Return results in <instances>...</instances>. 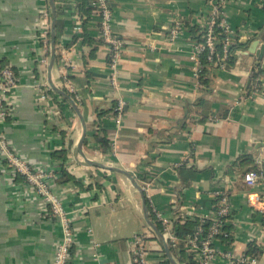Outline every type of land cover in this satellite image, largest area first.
I'll return each instance as SVG.
<instances>
[{
    "label": "crops",
    "instance_id": "obj_1",
    "mask_svg": "<svg viewBox=\"0 0 264 264\" xmlns=\"http://www.w3.org/2000/svg\"><path fill=\"white\" fill-rule=\"evenodd\" d=\"M108 1L113 33L126 42L117 84L111 80L110 47L101 39L98 21L86 28L95 39L92 44L83 41V25L73 29L75 0H0V62L11 63L20 79L11 98L13 113L3 128L36 169L60 170L55 154L67 150L68 171L80 182L60 180L59 175L51 182L74 229L70 264H134L131 239L149 225L141 192L114 168L130 172L142 186L150 182L146 196L155 223L150 215L154 207L174 221L183 214L212 217L215 192L227 190L233 208L231 239H220L217 246L234 255L253 249L258 264H264V216L259 209L264 179L254 185L244 182L251 169L264 170V0L224 4L226 19L244 47L235 52L234 64L210 71L208 87L194 74L196 33L184 26L176 41L168 36L176 18L204 26L206 0ZM46 5L51 25L56 11L53 64L51 44L45 51L39 39ZM257 41V51L251 53ZM42 57L47 62L41 63ZM257 66L261 74L253 80ZM67 77L76 86L78 98L73 99L82 117L53 87L75 94L65 85ZM119 98L126 101V112L118 126L114 109ZM50 101L59 103L56 115L50 113ZM97 131L109 136L108 152L98 148ZM82 153L98 164L86 161ZM155 237L147 240L152 263L168 259L174 264ZM62 238L60 222L43 198L0 154V264H54ZM97 242L100 259L93 256ZM166 242L176 264H186ZM157 247L162 254L155 252ZM211 264H227V259L217 256Z\"/></svg>",
    "mask_w": 264,
    "mask_h": 264
},
{
    "label": "built area",
    "instance_id": "obj_2",
    "mask_svg": "<svg viewBox=\"0 0 264 264\" xmlns=\"http://www.w3.org/2000/svg\"><path fill=\"white\" fill-rule=\"evenodd\" d=\"M94 4L97 5V14L99 15V29L101 38L110 47V61L109 67L111 69V80L114 84H117L118 80V67L119 61L122 55L123 48L125 46V40L113 33L112 29V16L113 10L108 0H94ZM228 0H206L208 13L205 15V29L206 37L204 43H195L193 50L194 61V74L197 77L198 83L199 76L202 69V64L199 58V53L208 48L213 54L216 46V39L214 34V27L217 24V19L222 18L219 25L224 28L226 36L224 39V53L218 55L220 61L226 59L228 54V46L233 42L235 33L231 28L229 22L226 19L224 4ZM72 17L74 21V27L76 31L81 29L82 16L77 9H72ZM40 31L39 39L43 44L44 50L48 51L51 44V13L46 5L40 16ZM185 29L180 18L174 19L171 26L168 27V36L171 42H174L181 35ZM212 59V55L209 57ZM47 62L46 57H42L41 63ZM221 66H224L222 64ZM65 85L70 92H75L76 86L72 79L65 78ZM259 78H257L258 80ZM20 85V79L17 71L14 69L11 63L3 64L0 62V154L9 167L17 174L23 176L26 181L32 186L33 189L43 198L44 202L49 207L50 214L55 217L62 227L63 238L58 244L54 264H70L72 258V249L75 243L74 229L70 218V212L65 207L62 199L52 191L51 182L59 175V169H36L31 166L28 160L22 156L12 145L7 133L3 128V124L7 118L13 113V102L11 99L13 93H15ZM259 92L258 87L252 92V97ZM43 98L49 99V95L42 93ZM53 100V99H52ZM50 113L56 115L59 112V103L50 101ZM126 112V101L124 98H119L114 109V117L117 125L122 123L124 114ZM264 179V170L262 167L250 170L244 175V182L248 185H254L258 180ZM150 186V182L144 184L145 193ZM219 198L217 201V209L212 217H201V222L210 220V226L206 234L203 233L202 225H199L194 234L188 235L185 238V247L189 251L196 253L198 264H211L217 256H223L227 259V264H258V257L249 254L234 255L230 251H222L218 248V236L225 233L223 226L228 224L233 208L230 201L229 192L225 189L215 192V198ZM260 212L264 216V204L259 207ZM153 212L156 220L162 226V232L167 241H175L176 236V222L170 217L166 216L164 212L158 208H153ZM188 218L183 214L180 220ZM156 235L149 227L143 232L136 233L131 239V252L134 264H153L151 260L153 250L148 244L150 238H154ZM99 242L95 243L96 251L93 253L94 258L100 259V253L98 250ZM161 254L163 249H161Z\"/></svg>",
    "mask_w": 264,
    "mask_h": 264
},
{
    "label": "trees",
    "instance_id": "obj_3",
    "mask_svg": "<svg viewBox=\"0 0 264 264\" xmlns=\"http://www.w3.org/2000/svg\"><path fill=\"white\" fill-rule=\"evenodd\" d=\"M75 1H76V9L79 11V13L82 16V25L85 28V32L83 35V41L85 43L92 44V42H94L95 39L91 36V34H89V32L86 30V28H87L88 24L93 20L98 21V26H99L100 18H99V15L97 14V5L94 4V2H95L94 0H75ZM66 8H65V10H68ZM221 19L222 18L217 19V24L214 27V34H215V39H216V43H215L216 49H215L214 53L212 54L210 52V50L208 48H206L203 51H201L198 55L200 58L201 64H202V69H201L200 76H199V82L202 84L203 87L209 86L208 85L210 82L209 73L213 68L220 67L222 64H224L225 67H228L229 65L234 64L235 59H236V56L234 55L235 52L238 49L244 47V44L239 41L237 36H235L233 42L230 43V45L228 46V54H227L226 59H224L222 61L218 60L219 59L218 55L221 56L224 53V39L226 36V32H225L224 28H222L219 25V22ZM180 20H181L182 24L187 29H189L191 31V33H194V34L196 33L195 37H196L197 43H204L205 42V37H206L205 26H200L199 23H197V22L195 23V22L187 21L185 18H182ZM60 26L61 25H60V21H59V23L57 25V39H58V41H59L61 34H62V30L60 29ZM211 55H212V59H209V57ZM58 57H59V54H57V58ZM1 63L6 64L4 62H1ZM255 69H256V71H254V74L252 75L253 80L257 79L261 74L260 67L257 66V68H255ZM50 94L53 95L55 97V99L58 98L56 93L53 92L52 90L50 91ZM71 95L73 96V98L76 99V95L74 93H71ZM62 101L66 102L65 99H62ZM77 102H80V101H77ZM115 106H116V104H115ZM98 134H99L98 131L94 134L95 139L97 141L98 148L102 152H108L109 150H111V140H110L109 136L107 134H104L103 136H99ZM55 155L59 159H61V166H60V170H59V172H60L59 173V179L60 180L66 179V180H71V181L77 182L78 181L77 178L74 177L73 175H71L68 171V168H67V165H68L67 150H65V149L60 150ZM254 169H257V168H253L251 170H254ZM137 177H138V179H141L140 176H137ZM218 199H219L218 197L215 198V202H214L215 204H217ZM216 209H217V205H216ZM150 215L155 221H157L155 218L154 212L150 211ZM157 223H158V221H157ZM210 223H211L210 220H205L204 222H201V218H198V217H188L183 221L177 220L176 231H175L177 239L175 241H170V247H171V251L173 252V254L175 256H178V258L181 262H187L186 264H198V261H197L198 259H196L197 258L196 253H193V252L189 251L188 249H186L184 240L188 235L194 234L199 225H202L203 233L206 234L208 232ZM158 225L161 227V225L159 223H158ZM223 230L225 233H222L221 235H219L218 239L219 240L221 239L223 242H226V241H228L227 239H229V240L231 239L230 238V236H231L230 232L231 231L229 230L228 224H225L223 226ZM155 240L157 241L156 237H155ZM160 251H161V249H159V247H157L155 249V252H160ZM246 254L257 256L253 249L251 251H248ZM161 264H170V261L167 259V260L162 261Z\"/></svg>",
    "mask_w": 264,
    "mask_h": 264
},
{
    "label": "water",
    "instance_id": "obj_4",
    "mask_svg": "<svg viewBox=\"0 0 264 264\" xmlns=\"http://www.w3.org/2000/svg\"><path fill=\"white\" fill-rule=\"evenodd\" d=\"M55 21H56V11L55 9H53V23L51 25V47H52V63L54 62L55 58H56V34H55ZM259 44V41L253 43L252 47L250 48V52L253 53V52H256L257 51V46ZM263 53H264V46L261 47V52L260 54H262L260 56V58L262 59L263 57ZM54 89L60 94L62 95L63 97H65L66 99H68L70 101V103L72 104V106L74 107V109L79 113L80 117L81 116V113L78 109V106L75 102V100L73 99V97L68 93L66 92L65 90L59 88V87H56V86H53ZM83 120V118H82ZM84 121V120H83ZM85 124V121L83 122ZM85 134V133H84ZM83 140L84 138L81 139L80 141V145L79 146H82L83 144ZM82 156L85 157V155L82 153ZM86 161L90 162L91 164H98L96 162H93V161H90L89 159H87L85 157ZM118 171H121L122 173H124L127 177H129V179L132 181V183L135 185V187H137V189H139V191L141 192L142 194V197H143V203H144V212H145V218L148 222V225L149 227L153 230V232L160 238V240L162 241L163 245H164V250L166 252V254L169 256V259L172 261V263L176 264V261L175 259L173 258L168 246H167V242L165 240V237H164V234L163 232L161 231L159 225L157 223H155L153 220H151L150 216H149V206H148V203H147V196H146V193H145V190H144V187L142 185H140L137 180H136V177L133 176L130 172H127V171H124V170H121V169H118V168H114Z\"/></svg>",
    "mask_w": 264,
    "mask_h": 264
}]
</instances>
